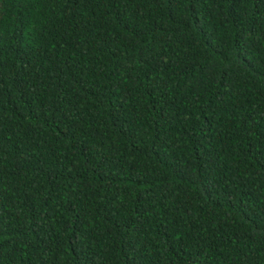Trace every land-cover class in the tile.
Returning a JSON list of instances; mask_svg holds the SVG:
<instances>
[{"label": "trees", "instance_id": "1", "mask_svg": "<svg viewBox=\"0 0 264 264\" xmlns=\"http://www.w3.org/2000/svg\"><path fill=\"white\" fill-rule=\"evenodd\" d=\"M0 264H264V0H0Z\"/></svg>", "mask_w": 264, "mask_h": 264}]
</instances>
